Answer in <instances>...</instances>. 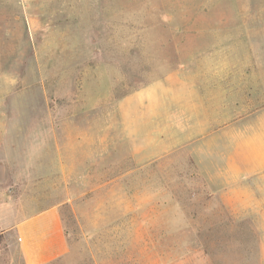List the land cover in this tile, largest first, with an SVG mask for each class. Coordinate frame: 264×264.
I'll use <instances>...</instances> for the list:
<instances>
[{
    "label": "rangeland",
    "instance_id": "obj_1",
    "mask_svg": "<svg viewBox=\"0 0 264 264\" xmlns=\"http://www.w3.org/2000/svg\"><path fill=\"white\" fill-rule=\"evenodd\" d=\"M251 42L264 0H0V221L57 207L53 264H264V187H227Z\"/></svg>",
    "mask_w": 264,
    "mask_h": 264
},
{
    "label": "crops",
    "instance_id": "obj_2",
    "mask_svg": "<svg viewBox=\"0 0 264 264\" xmlns=\"http://www.w3.org/2000/svg\"><path fill=\"white\" fill-rule=\"evenodd\" d=\"M252 44L248 49L243 44V51L239 45L236 71L229 67L233 60H228L227 71L226 66L223 67V79H236L238 96H241L237 102V135L231 140L236 143V149L229 158L233 162L227 173V187H244L245 193L249 191L246 187H264V85L257 74L264 66V56L258 54L255 42ZM250 47L253 48L252 54ZM148 94H151L150 89L145 91V97ZM258 98L262 103H258ZM223 102L230 103V97ZM145 110L153 111L148 105ZM242 204L243 208L250 206L245 197ZM262 220L257 219L256 225L262 232L259 253L264 262V216ZM0 236L6 251L0 264H53L68 254L67 236L55 206L8 224L0 221Z\"/></svg>",
    "mask_w": 264,
    "mask_h": 264
}]
</instances>
